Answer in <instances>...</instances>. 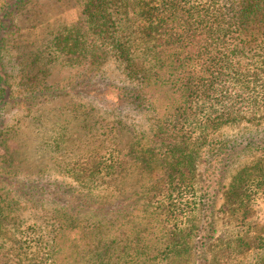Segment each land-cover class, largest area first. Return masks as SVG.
Masks as SVG:
<instances>
[{
    "label": "trees",
    "instance_id": "16d2710c",
    "mask_svg": "<svg viewBox=\"0 0 264 264\" xmlns=\"http://www.w3.org/2000/svg\"><path fill=\"white\" fill-rule=\"evenodd\" d=\"M29 1L0 0V153L8 152L0 154V158L16 150L10 143L16 129L6 121V112L10 110L4 106L6 102L22 100L26 104L24 110L30 111L34 101L65 91L47 81L48 67L43 66L48 65L51 57L61 54L69 61L85 62L93 74L111 56L120 70L119 75H124L128 81H121L119 76L115 80L100 78L103 82L108 80L107 86L115 92L113 107H122L125 111L110 124L100 123L97 128L93 127L94 135L100 136L99 141L110 148L121 141L123 134L137 131L134 122H129L127 117L143 115L149 121L150 144L142 146L138 139L133 146L129 144L131 148H126L125 153L117 156L110 153L114 164L109 166L111 178L107 187L122 189L131 174L128 172L130 164H141L145 206L152 207L155 216L168 223L165 226V251L179 259L188 249L184 246L185 241L197 231L201 235L195 246L197 264L218 262L210 256L208 248H203L207 237L216 232L214 211L220 187L213 192L212 184L218 182L219 185L222 178H216L215 173L212 176L209 166L217 159V153L230 152L233 145L218 138L219 128L237 121L245 105V111L254 114L264 109V0H136V5L130 0H76L80 14L75 24L49 32L40 43V49L33 52V60L21 62L14 49L15 43L20 41L16 17ZM54 1L61 3L63 0ZM38 4H34L33 9L39 11ZM90 35L97 42L93 40L90 44ZM139 40L144 44L150 42L142 48L140 56L134 50ZM241 59L246 60L244 65ZM84 82L87 84L86 79L77 83ZM16 86L25 88L26 93H17ZM164 86L168 87V102L166 110L160 113L155 95ZM102 97L106 99L105 95ZM211 131L218 133L211 138L207 134ZM62 138L55 134L49 146L59 147ZM202 147H205L204 152H212V155L206 156V168L210 172H205L198 188L200 201L194 202L191 208V215L199 213L200 225L197 228L182 226L179 224L180 211L193 201L186 204L180 199L193 188V169ZM112 151L113 148L107 152ZM6 161L4 158L3 162ZM263 172L256 173L253 178L241 176L227 190L231 202L245 216L243 231L234 241L238 248L226 246L223 255L231 252L243 255L249 251L259 254L252 264H264V226H260L252 214L255 212L254 196L264 195ZM22 187L23 193L41 192L43 200L48 197L52 212L46 221L38 218L22 229V258H18L16 264H28L23 255L29 257L33 246L27 244L29 240L34 242L37 252L47 249L46 257L57 258V253L51 249L59 247L60 237L73 228L78 229L82 238L88 236L90 239L88 247L82 251L100 260V264H112L110 260L102 263L106 261L107 253L114 255L115 252L114 239H106L109 235L106 231L109 227L117 228L116 221L128 215L126 206L120 205L123 209L111 212V204L103 202L96 210L99 221L87 224L92 213L86 216L79 212L83 202L66 201L71 198L67 197L63 186L39 187L30 182ZM44 193H47L46 198ZM161 196L163 200H160ZM173 198L175 201H170ZM54 200L64 204L54 203ZM132 201L128 206L137 203L136 198ZM164 201L173 203L166 205ZM9 204L12 206L13 201ZM5 208L7 206L0 205V228L8 225V219L12 218ZM109 212L113 217L108 218ZM186 219L192 221L193 218L187 216ZM48 222L51 223L49 237ZM101 232L104 237L98 236ZM44 235L48 237L46 242L42 240ZM55 260L50 264H67L69 261ZM0 264L10 263L4 260Z\"/></svg>",
    "mask_w": 264,
    "mask_h": 264
},
{
    "label": "rangeland",
    "instance_id": "374dc122",
    "mask_svg": "<svg viewBox=\"0 0 264 264\" xmlns=\"http://www.w3.org/2000/svg\"><path fill=\"white\" fill-rule=\"evenodd\" d=\"M79 1L81 2V0ZM130 1L136 5V0ZM34 4H38L41 9L39 11L33 9ZM76 6V0H63L61 3H56L54 0H30L21 8L16 17L20 41L15 43L14 48L15 52L19 54L21 62L33 60V52L40 49V43L49 32L60 29L63 25L75 24L80 14ZM129 15L131 17L132 13L130 12ZM93 40L96 41V38L90 35L88 37L90 44ZM145 43L139 40L135 44L134 50L137 55L140 56L143 53L142 48L150 42ZM107 55L109 56L110 53ZM64 58L61 54H56L50 58L48 65L43 66L48 67L47 81L60 90L61 88L65 89L64 92L61 91L59 95L51 96V98L44 97L39 101H34V104L31 103L30 111L24 110L23 107L26 104L21 102L22 100H9L4 105L10 108L6 112V121L16 129L15 135L10 141L16 150L9 152L11 156H1L0 158V205L7 206L5 212L9 213V217H12L8 219V225L0 228V262L7 260L10 264H16L17 259L22 258L20 240L22 229L28 226L30 221L35 222L38 218L46 221L51 217L52 209L48 201L49 198H46L47 193H44L46 198L44 200L41 192L23 193L22 186L33 182L39 187L49 185L51 187L53 184L63 186L68 193L67 197L71 198L66 201L74 199L76 203L83 202V208L79 212L86 216L92 213L91 220H87V224L99 221L96 210L103 202L111 204V212L117 208L123 209L120 205L127 207L128 215L123 220L116 221L118 227H112L113 229L109 227L106 231L109 235L105 238L112 237L114 239L115 252L114 255L107 253L106 261L102 263L110 260L112 264H197L195 246L201 236L197 231L193 232L185 241L184 246L188 249L179 259L173 258V254L165 251L167 242L165 226L168 223L156 217L152 207L145 206V194H143L145 179L142 178L141 164L134 165L130 164L131 161L129 162L128 172L131 174L125 179L122 189L107 187V181L111 178L109 166L114 164L110 153L113 156H117L119 153L123 154L126 152V148L128 150L131 148L129 144L133 146V143L138 139L142 146L150 144L148 142L150 140L149 121L147 122L143 115L132 114L127 117L129 122H134L137 131L123 134L121 141L117 142L118 145L112 144L110 148L102 144L99 141L100 136L94 135V130H92L93 127L97 128V125H101L100 123L107 124L109 122L110 124V121L121 116L125 111V108L113 107L112 99L115 92L110 86H107L108 80L103 82L100 77L115 80L119 76L121 81H128L127 78L124 75H119L120 70L117 69L118 67L111 56L107 59L109 60L108 64L104 62L102 68L93 74L87 63L76 60L69 61ZM248 60L251 61V58ZM244 61L246 60H243V65ZM81 79H86L87 84L85 82L78 84L77 82ZM101 87L105 88L101 90ZM167 90L168 87L164 86L155 95L157 109L160 113L166 110ZM16 92L24 95L26 89L16 86ZM170 92L169 88L168 93L170 94ZM102 95H105L106 99H103ZM175 97L173 96V98ZM246 107V105L242 107L237 121L224 124L219 128L220 136L218 138L229 141L233 145L230 152L217 153V159L209 166V170L213 171L212 176L215 173L216 178L222 177L219 180L221 181L219 185L218 182L212 184L213 192L217 186L220 187L214 211L216 232L210 238L207 237V242L203 247L204 249L208 248L212 258H217L218 262L215 261L214 264H252L256 255L259 256V254L250 251L243 255L235 252L223 255L226 246L238 248L234 246V241L236 235L243 231L242 222L245 216L231 202L227 190L231 183L239 181L241 176H252L253 178L256 173L264 171V109L254 114L245 111ZM217 133L214 134L211 131L207 134L212 138ZM55 134L63 136L59 141V147L56 148L52 144L49 146ZM136 147L141 146L136 145ZM111 148L113 151L107 152ZM204 148L200 149L197 155L198 160L195 161L193 188L191 192L180 199L186 204L193 201L192 204L189 203L190 206H186L183 211H180L182 219L179 224L182 226L193 225L194 228H197L200 225L199 213L191 215V208H193L194 202L195 204L199 203L200 189L198 188L205 172L207 174L210 172L206 168L205 161L207 162V154L212 155V152L206 153ZM115 149H118L119 152H116ZM6 153L8 152L1 151L0 154L5 155ZM156 157L158 156L156 155ZM4 158L7 160L6 162H3ZM219 169H222L223 173H220ZM262 188L264 189V185ZM48 196L50 197V195ZM254 197L255 212L252 214L256 216L257 223L264 226V195L258 193ZM133 198H136L137 203L134 206H128V202L133 203ZM160 200H163L162 196ZM177 200L179 199L177 198ZM12 201V206L8 205V202ZM170 201L174 202L175 198ZM55 202L64 204L61 200H54ZM173 202L166 201L165 204L171 205ZM53 205L56 206L57 203ZM107 216L108 218L113 217L110 212ZM187 216L192 217V221H187ZM104 221L106 220H102V222ZM48 224L47 235L49 237L51 223L48 222ZM102 233H99L98 236H101ZM80 234L77 228L65 231L58 241L59 247L51 249L58 255L54 259L46 257L47 249L37 252L34 242L29 240L27 244L30 246L33 244V246L30 247L29 257L23 255L24 262L50 264L55 259L56 262L69 259L67 264H100V260H95L91 255L82 251L83 248L88 247L87 243L90 239L88 236L82 238ZM28 237L32 238V236ZM48 237L44 235L42 240L46 242Z\"/></svg>",
    "mask_w": 264,
    "mask_h": 264
}]
</instances>
